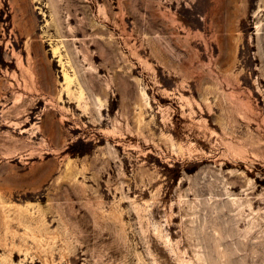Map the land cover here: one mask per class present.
<instances>
[{"label": "rangeland", "instance_id": "obj_1", "mask_svg": "<svg viewBox=\"0 0 264 264\" xmlns=\"http://www.w3.org/2000/svg\"><path fill=\"white\" fill-rule=\"evenodd\" d=\"M0 264H264V0H0Z\"/></svg>", "mask_w": 264, "mask_h": 264}, {"label": "bare ground", "instance_id": "obj_2", "mask_svg": "<svg viewBox=\"0 0 264 264\" xmlns=\"http://www.w3.org/2000/svg\"><path fill=\"white\" fill-rule=\"evenodd\" d=\"M25 216V215H24ZM17 219V218H16ZM24 220V219H23Z\"/></svg>", "mask_w": 264, "mask_h": 264}]
</instances>
